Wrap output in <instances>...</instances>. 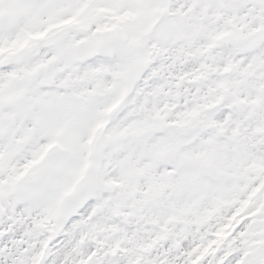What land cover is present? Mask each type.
Instances as JSON below:
<instances>
[{
  "label": "snow or ice",
  "instance_id": "obj_1",
  "mask_svg": "<svg viewBox=\"0 0 264 264\" xmlns=\"http://www.w3.org/2000/svg\"><path fill=\"white\" fill-rule=\"evenodd\" d=\"M0 264H264V0H0Z\"/></svg>",
  "mask_w": 264,
  "mask_h": 264
}]
</instances>
